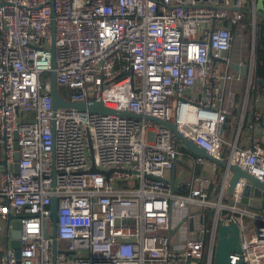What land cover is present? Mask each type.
<instances>
[{"label": "built area", "instance_id": "built-area-1", "mask_svg": "<svg viewBox=\"0 0 264 264\" xmlns=\"http://www.w3.org/2000/svg\"><path fill=\"white\" fill-rule=\"evenodd\" d=\"M243 9V0H0V264H175L205 257L212 264L220 221L240 227L242 253L233 254L234 264H264V205H241L245 179L224 202V175L214 198L212 180L195 169L206 159L186 153L168 127L55 110L51 95L54 12L57 84L68 90L67 101L175 122L210 155L264 183V146L254 136L238 143L246 112L233 140L223 135L234 116V84L246 83L245 101L252 91L255 106L264 93L254 81L260 30ZM248 39L250 75L244 77L230 55L248 51ZM253 116L251 129L261 119L257 108ZM183 157L193 167L181 173L180 187L166 173ZM199 211L195 237L174 243L172 217L181 213L187 223Z\"/></svg>", "mask_w": 264, "mask_h": 264}, {"label": "water", "instance_id": "water-1", "mask_svg": "<svg viewBox=\"0 0 264 264\" xmlns=\"http://www.w3.org/2000/svg\"><path fill=\"white\" fill-rule=\"evenodd\" d=\"M251 2L255 5V11L250 9H243L245 13L254 14L257 20V26L259 27L260 32L264 30V0H251ZM52 22H51V30H52V45H51V54H52V70L50 73L51 76V95L53 101V107L55 110L57 109H66V108H74L78 111L82 112H95L102 114H116V115H125L136 118H145L152 119L166 127H168L171 131L174 132L176 137L183 144L184 148L194 156L202 157L215 165L220 166L224 170V174L228 177L226 191H225V199L230 200L232 198L234 189L240 179H245L248 183L244 190V197L242 200V206H249L254 210H259L264 205V183L261 182L257 177L250 174L247 170H245L242 166L232 164L228 160H223L219 158H215L210 155L205 149L201 148L196 144L194 139L189 136H183L178 131V126L175 122H165L155 118L143 117L141 115H137L134 113H130L127 111L121 112L114 110L112 108L106 107L103 103H74L67 101L61 94L58 84H57V75H56V24L54 19V12L52 13ZM261 39H258V45L260 44ZM231 67L234 71L239 72L244 77H249V65L247 60L244 58L243 63L239 64L237 62H232ZM254 81L260 84L264 88V79H256ZM225 127V124L222 126V131ZM16 159H19V154H17ZM5 163V162H3ZM15 170L18 171V166L15 165ZM93 171H96L93 168ZM109 171L106 172V175H109ZM172 181V180H171ZM184 185L180 186L183 187ZM178 191V188H176ZM57 210H58V200L56 197H53L51 205H50V218L51 223L53 224V232L56 234V222H57ZM199 211L194 219H189L187 222L192 231L193 224L197 223L200 220ZM12 216L9 217L8 221L11 220ZM185 222H181L180 226ZM15 231L13 233L14 237H19V221L14 222ZM216 233V243L214 247L213 254V262L212 264H234L232 262L233 254H241L242 253V242H241V231L240 227L237 223L233 222L230 224H224L222 221L219 222L215 229ZM193 234H190V238H194ZM13 247L16 249V255L19 258V242L14 241ZM55 253H56V242H55ZM201 262V261H200ZM203 263V262H202ZM235 264H243V260L236 261Z\"/></svg>", "mask_w": 264, "mask_h": 264}, {"label": "crops", "instance_id": "crops-1", "mask_svg": "<svg viewBox=\"0 0 264 264\" xmlns=\"http://www.w3.org/2000/svg\"><path fill=\"white\" fill-rule=\"evenodd\" d=\"M243 2H244V8L251 10L252 8L251 0H243ZM251 16L252 14L245 13V19L248 20V22L249 20L251 21ZM259 35H261V32H259ZM247 55H248V51L238 49V50L233 51L230 56L233 59V61L238 62V61H241L242 58H245L247 62L249 63L250 58ZM256 64H257V61H256ZM256 64H255V68H256ZM245 86H246L245 82L234 84L236 95H237V98H240V102H237L238 99L236 100L234 116L231 119H229L230 125L225 128L223 135L228 141H232L233 138L236 136L238 125H239V122L241 121L242 115L244 114V112H246L245 119L243 122V130L242 132H240V135L238 138L239 146L247 145L250 141V137H253V136L258 138L260 140V143L264 146V93L261 99L256 103V106H255L254 95L252 91L250 92V97L248 101L247 102L245 101L246 99L245 98V89H246ZM242 88L244 89V92H242ZM256 108L261 113V119L257 127L255 129H251L248 125L254 120L253 113ZM1 136H2V133L0 131V172L2 169ZM225 152L227 153L228 150L226 149ZM186 153H189V152L186 150ZM192 167H193L192 161L187 157H183L181 158L177 169L174 172L170 173V177L176 180L179 186H182L185 184L186 179L181 175V173L184 170H189ZM195 169H197V172L199 171L198 173H200L201 175L210 177V179L212 180V185L215 186V189L212 190V196H214L215 198V195L218 193V191L221 188L223 177L225 175L224 170L220 166L215 165L214 163L210 161L208 162L207 160L204 166H196ZM224 202H227L225 198H224ZM182 216L183 214L177 213L175 216L172 217V220H171V228L173 227L171 229V238L174 243L181 244V245L184 242L185 237L189 236L191 232V227L188 223H185L180 226ZM211 221H212L211 223L206 221V226L208 227L209 230H212L213 228V224H214L213 216H212ZM207 259L208 258L205 257L201 262L180 261L175 264H208Z\"/></svg>", "mask_w": 264, "mask_h": 264}, {"label": "trees", "instance_id": "trees-1", "mask_svg": "<svg viewBox=\"0 0 264 264\" xmlns=\"http://www.w3.org/2000/svg\"><path fill=\"white\" fill-rule=\"evenodd\" d=\"M258 39H261L260 44L258 45V41L256 43V47H255V56H256V68L254 71V76L256 79H264V30L262 31L261 35L258 36ZM257 39V40H258ZM61 94L64 93V91L66 92V89L62 87ZM242 92H244V89L242 88ZM63 95V94H62ZM237 102H240V98H237ZM199 172V171H198ZM215 189V186L212 185L211 187V191ZM213 213L210 212L207 214L206 216V221L207 222H212V215Z\"/></svg>", "mask_w": 264, "mask_h": 264}, {"label": "rangeland", "instance_id": "rangeland-1", "mask_svg": "<svg viewBox=\"0 0 264 264\" xmlns=\"http://www.w3.org/2000/svg\"><path fill=\"white\" fill-rule=\"evenodd\" d=\"M256 43H257V40H256ZM247 47H248V57H250V52H251V49H252V41H251V39H248V43H247ZM66 89V88H65ZM59 90H60V92L61 91H63L62 90V87H60L59 88ZM63 94V96L65 97V98H68V90L66 89V92L64 91V93H62ZM227 137V136H226ZM208 161V160H207ZM209 162V161H208ZM166 176H170V172L168 171L167 173H166ZM3 231H2V233H1V236L3 235Z\"/></svg>", "mask_w": 264, "mask_h": 264}]
</instances>
